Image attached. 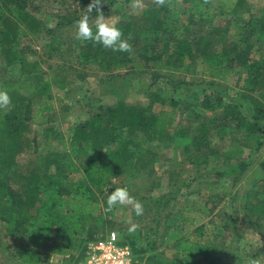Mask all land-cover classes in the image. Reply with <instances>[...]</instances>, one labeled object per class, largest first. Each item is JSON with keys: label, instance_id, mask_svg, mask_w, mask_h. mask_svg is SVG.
I'll use <instances>...</instances> for the list:
<instances>
[{"label": "trees", "instance_id": "1", "mask_svg": "<svg viewBox=\"0 0 264 264\" xmlns=\"http://www.w3.org/2000/svg\"><path fill=\"white\" fill-rule=\"evenodd\" d=\"M212 1L214 0H209L205 4L204 0H166L163 6L149 2L141 11L125 17L117 27L125 38L129 33L132 34L133 39L130 41L134 49L132 54L113 52L101 45L94 46L91 42L79 40H77V48L83 51V58L92 60L97 65L98 71L104 73L115 71L129 63L134 67L139 66L138 63L146 66L147 63L153 62L154 67L157 68L155 71L157 74L154 73L153 76H159L154 77L153 84L156 82L155 79L174 78L176 73L181 71L187 72L189 77H195L197 73L195 69H190L191 62L198 59L199 45L205 43V37L207 42L209 38L212 41L211 35L215 34L218 27V20L215 19L218 16L217 7L214 8ZM102 2L101 8L106 17L118 14L120 4L117 0H102ZM28 6H30L29 0H0V61L8 65L18 60L21 73L25 72L33 77L34 73H30L27 70L29 67L25 66V57L21 56L17 59V50L23 54L22 48L19 49L18 36L21 31L18 28L23 24L31 29L30 31H34L40 26L47 25L30 15ZM246 7V0H236L227 18L230 19L236 14H246L248 12ZM91 15L95 18V10ZM231 22L237 23L233 20ZM198 25H201L199 29ZM61 26L63 22L59 19L58 24L53 29L47 27V31L52 32L55 29L59 31ZM202 29L204 31L199 32ZM93 30L95 31L94 27ZM242 30L248 31L246 38L251 39L255 36V42L259 47L257 50L261 53L262 59L245 60L244 51H238L236 46L241 39L236 40V37H232L235 41L233 40L234 42L228 46L223 43L222 49L225 53H230L231 59L236 57V61L249 70L252 90L264 97V3L257 14L249 15ZM221 31L227 33L228 28ZM243 42H246V39ZM214 57L217 56L205 50L201 58L214 61ZM228 62L232 63L233 60L228 59ZM205 63L200 75L210 78L209 85H213L216 78L222 80L225 70L228 71L230 68L218 64L210 66L207 61ZM208 70L210 73L206 74ZM1 71L3 68L0 67ZM71 81L69 73L61 69L51 72L48 84L38 82L35 87L31 85L24 87L20 79L0 78V89H6L13 102L11 110L0 121V224L6 223L10 228V232L6 235L13 237L14 241L21 242L14 249L15 258L20 264H41L44 260L40 251L27 241L30 236L33 237L31 243L37 240L42 243L51 241L53 248L66 253L68 258L64 259L62 264H84L88 243L100 238L94 237V228L90 220L97 216L98 197L106 186V175H121L132 163L137 152L131 138L136 133L142 132L156 141H161L166 136L164 124L158 123L160 115L146 117L136 107L117 105L106 113L107 128L102 126L101 116L94 115L89 122L74 128L65 151L46 154L35 152L34 156L32 153V156L24 162L17 161L22 145L34 142L27 122L34 118L33 120L44 124L46 116L54 109L47 94L48 88L53 86L63 90ZM20 87L24 91H40L38 97L41 103L34 115L31 112L33 105L30 100L18 92ZM162 88L157 86L156 91H164ZM211 96L213 93L204 94L201 102L203 108L213 107ZM170 103L173 106L177 104L175 101ZM254 108L257 110L255 122L245 120V115L234 116L236 124L233 126L227 122L218 126L209 125V115L194 110L197 116L201 115L197 117L198 138L192 140L193 145L196 146V154L208 148L210 139H206V136L215 130L218 132L213 136L222 135L223 138H227L229 132L226 137L225 129L228 127L235 131L243 130V141L253 142L254 151L258 152L263 144L262 138L257 137L255 133L263 131L261 124H264V112L259 102L255 103ZM236 110L237 107L229 105L225 111L228 115H238L239 111ZM118 129L119 133L114 131ZM245 144L235 142L227 149L222 145V151L213 144L215 148L203 154L213 157L212 163L215 164V168L210 174L214 180L212 184L216 187L222 188L228 181L231 183L230 188H234L236 182L245 175V179L251 181L249 185L251 191L244 199L229 190L225 194L221 191L223 201L229 198L223 220L219 221L214 213L221 201L218 194L208 195L205 198L199 195L197 188L192 189V181L191 184L180 185L174 190L175 195L178 193L181 198L193 195L195 190L196 194L193 198L180 202L177 212L172 214L171 223L164 225L165 240L163 237L161 239L163 238V242L172 243L171 262H160L152 254V247L146 250L127 244L122 237L123 234L118 232L120 244L127 245L131 249L134 259L139 258V264H218L217 262L220 261L217 260L218 255L220 253L223 255L226 250L224 240L227 237H231V240L235 239L236 247L240 246L241 237L238 235V230L233 227L238 217V208L243 213L241 217L252 222L254 230L264 232V162L259 160L256 167L251 169L252 161L243 157ZM84 152L91 155L76 166L74 161ZM155 154L147 153L146 159H141L142 156L134 158L136 163L145 164L151 162ZM244 200L251 202L248 204L245 201L243 205ZM199 216L207 219L208 224L212 226L210 235L205 232L202 224L196 225ZM148 253L149 255L144 257ZM224 257L225 255L223 259Z\"/></svg>", "mask_w": 264, "mask_h": 264}, {"label": "rangeland", "instance_id": "2", "mask_svg": "<svg viewBox=\"0 0 264 264\" xmlns=\"http://www.w3.org/2000/svg\"><path fill=\"white\" fill-rule=\"evenodd\" d=\"M117 1L120 4L118 5L120 10L118 14H111L110 16L118 21L117 25L125 17H130L131 14L141 11L149 2H154V0H144L145 6L137 11L130 7L131 0ZM235 1L214 0L211 2L214 8L216 6L218 10H216L218 18H215L218 20V27L215 34L211 35L212 41L209 38V42H207L205 37V43L202 46L199 45L198 59L191 62L190 69H195L196 76L189 77L187 72L181 71L176 73L174 78L155 79L156 82L153 84L155 77L153 74L156 73L157 69L153 62L147 63L146 66L138 63L139 66L134 67L131 66L132 63H129L122 65L115 71L104 73L98 71L97 65L92 60L83 58V51H79L77 48L75 22L84 14V9L91 3V0H29V14L37 21L47 25L40 26L34 31H30L31 29L26 28L23 24L18 28L21 31L18 36L19 49L22 48L23 54L17 50V59L21 56L25 57V66L29 67L25 70L34 73L33 77L25 72L21 73L17 60V62L8 65L0 61V67L3 68V71L0 72V78L20 79L24 87L28 85L35 87L38 82L48 84L51 72L55 69H61L69 73L72 81L63 90L53 86L48 88L47 94L51 98L54 109L46 116L44 124L38 120H33L34 118L27 122L34 142L22 145L23 148L17 161L24 162L32 156V153L34 156L35 152L46 154L65 151L72 138L74 128L89 122L94 115H100L102 126L107 128L106 113L117 105L136 107L146 117L160 115L158 123L164 124L166 136L161 141L152 140L151 137L142 132L136 133L131 138L136 145L135 152L137 154L135 156H142L141 159H146L147 153H156L151 162L136 163L134 156L132 163L121 175H106V186L98 197L99 210L97 216L90 220L94 228L95 238L104 237L111 232H119L123 234L122 237L125 238L127 244L130 243L137 248L146 250L152 247V254L160 262H171L173 260L172 250L170 251L172 243L163 242L164 225L171 223L172 214L177 212L181 205L180 202L187 201L196 194L195 190L193 195L181 198L178 193L176 195L174 193L177 187L191 184L192 181V189L197 188L199 195L206 198L208 195L218 194L221 201L214 213H216L219 221L225 217L226 203L229 199L223 201L221 191L225 194L229 190L232 194L243 199L251 191L249 188L251 181L245 179L246 175L236 182L234 188H230L231 183L228 181L222 188L213 185L212 181L214 180L210 174L215 168V164L212 163L213 157L203 155L215 148L213 144L221 151L222 145L225 146V149L235 142L244 145L246 140L243 141V130L235 131L228 127L225 129L226 137L229 132L227 138H223L222 135L213 136L218 132L215 130L206 136V139H210L208 148L199 152L198 155L196 154V146L192 143V140L198 138L199 120L197 117L201 116H197L194 110L209 115V125L212 126H218L224 122L233 126L236 124L234 116L244 115L248 122H255L257 110L254 106L256 102H259L264 112V97L252 90L250 84L252 78L249 70L238 63L236 57L231 59L230 53H225L222 49L223 43L228 46L235 41L232 37H236V40L241 39L236 43V46L238 51H244L245 57L243 58L245 60L262 59L261 53L257 50L259 47L255 42V36L251 39L246 38L249 33L248 31L244 32L242 27H245L249 15L257 14L253 12L261 9L264 0H246L248 12L246 14L241 13L243 16L236 14L228 19L227 16ZM59 19L63 22L61 29L59 31L56 29L52 32L47 31V27L53 29L58 24ZM94 19L90 14V23H93ZM232 20L237 23L233 24ZM196 23L199 24L200 22ZM198 26L199 29L201 25ZM224 28H228L227 33L221 31ZM203 31L204 29L199 32ZM244 39L246 42H243ZM205 50L208 53L211 52L213 56H217L213 58L214 61L201 58L205 54ZM228 59L233 60V62L229 63ZM206 61L210 66L218 64L230 68L228 71H224L222 80L216 78L213 85H209L210 78H204L200 75L205 68ZM209 73V70L206 71V74ZM189 83L192 85L189 86ZM157 86L163 87L164 91H156ZM18 92L30 100L33 105L31 112L34 115L41 103V99L38 97L40 91H24L20 87ZM205 93H213L210 98L213 107L210 109L201 106ZM171 101H175L177 104L173 106ZM12 105L13 102L8 109H0V121L11 110ZM229 105L237 107L236 111H239V114L228 115L225 110ZM261 129L262 132L255 133L257 137L262 138L263 144L258 152L254 151L253 142L245 144L246 150L243 157L249 159L250 162L252 161L251 169L256 167L259 160L264 162L263 123ZM114 131L120 132L119 129ZM122 135L127 138L125 134ZM90 155L88 152L81 153L74 161L75 165L78 166L86 161ZM118 187H127L130 194L142 203L144 211L141 216H136L131 206L116 205L111 212L105 211L108 194H111ZM214 201H216L215 198ZM245 201L248 204L251 202L244 200L243 205L246 203ZM237 213L238 217L233 227L238 230V235L241 237L240 246L236 247L235 239L231 240V237H227L224 240L226 250L223 255L225 257L223 259V255L220 253L217 258V260L220 259L218 264H248L249 255L255 258L264 254V240L251 232L254 226L252 222L241 217L243 213L240 212L239 208ZM129 220L139 225L134 234L128 232L131 226L128 223ZM199 224H202L205 232L210 235L212 226L208 224V220L199 216L196 225ZM9 232L10 228L6 223L0 224V264H19L15 258L14 249L21 242L19 240L14 241L13 237L6 235ZM161 237L163 238L161 239ZM32 238L30 236L27 241L40 251L42 259H44L41 264H62V261L68 258L66 253L53 248L51 241L42 243L37 240V242L31 243ZM147 255L149 253L145 254L144 257ZM135 260L139 262V258L135 257Z\"/></svg>", "mask_w": 264, "mask_h": 264}, {"label": "clouds", "instance_id": "3", "mask_svg": "<svg viewBox=\"0 0 264 264\" xmlns=\"http://www.w3.org/2000/svg\"><path fill=\"white\" fill-rule=\"evenodd\" d=\"M158 6H163L166 0H154ZM209 0H204L207 4ZM102 0H91V3L84 9V14L79 20L75 22V37L79 41L91 42L94 46L101 45L105 49H110L113 52H127L132 54L134 52L133 45L130 41L133 39L131 33L127 38L124 37L123 32L117 27L118 21L115 18L104 15L101 6ZM144 0H131L130 7L133 10H140L144 7ZM95 10V19L90 23V14ZM95 28V31L93 30ZM11 97L6 89H0V109H8L11 106ZM116 205L131 206L136 216L143 214V205L140 201L133 197L127 187L115 188L111 194H108L106 212H111ZM131 225L128 229L130 234H134L139 225L128 221ZM248 264H264V254L252 258L249 255Z\"/></svg>", "mask_w": 264, "mask_h": 264}, {"label": "built area", "instance_id": "4", "mask_svg": "<svg viewBox=\"0 0 264 264\" xmlns=\"http://www.w3.org/2000/svg\"><path fill=\"white\" fill-rule=\"evenodd\" d=\"M84 264H139L131 249L120 244L118 232H111L87 245Z\"/></svg>", "mask_w": 264, "mask_h": 264}, {"label": "crops", "instance_id": "5", "mask_svg": "<svg viewBox=\"0 0 264 264\" xmlns=\"http://www.w3.org/2000/svg\"><path fill=\"white\" fill-rule=\"evenodd\" d=\"M253 13H258V11L253 12ZM251 230H252L251 232H254V233L257 234L261 239L264 240V232H261V231H258V230H254V228H252ZM19 264H20V262H19Z\"/></svg>", "mask_w": 264, "mask_h": 264}]
</instances>
